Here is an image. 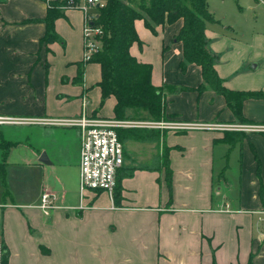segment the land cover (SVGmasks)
I'll use <instances>...</instances> for the list:
<instances>
[{
    "label": "crops",
    "instance_id": "0c3cea01",
    "mask_svg": "<svg viewBox=\"0 0 264 264\" xmlns=\"http://www.w3.org/2000/svg\"><path fill=\"white\" fill-rule=\"evenodd\" d=\"M46 13L45 0H0V115L58 121L85 110L113 119L116 100L101 101L99 64L82 60L81 11L56 18L49 41ZM181 25H159L153 33L136 20L139 41L129 51L150 64L163 119L195 127L147 128L159 132V141L124 134L130 175L121 179L118 204L102 190L80 196L77 126L0 125V141L9 144L5 152L0 145V165L14 155L15 164L40 175L37 199L0 204L6 264H19L23 254L50 264H264V131L220 127L264 125V29L205 25L222 85L261 94L244 99L237 118L222 95L198 90L199 65L181 69L182 44L174 39ZM165 148L170 188L161 165ZM44 191L56 197L47 215L38 208Z\"/></svg>",
    "mask_w": 264,
    "mask_h": 264
},
{
    "label": "trees",
    "instance_id": "16d2710c",
    "mask_svg": "<svg viewBox=\"0 0 264 264\" xmlns=\"http://www.w3.org/2000/svg\"><path fill=\"white\" fill-rule=\"evenodd\" d=\"M66 1L70 0H54L47 5L44 19L45 41L56 38L53 22L63 15ZM136 20H143L145 26L153 33L156 26L182 20V25L174 37L182 44L181 69L183 70L189 63L199 65L203 84L198 90L209 88L222 95L237 118H240V107L244 99L261 95L251 91H232L222 85L214 67L215 55L207 48L205 25L206 22L214 20L207 9V0H106L104 4L95 6L93 24L101 30L100 49L89 62L98 63L100 66L98 85L101 90V101L110 96L116 100L113 120L159 121L164 118L163 93L151 82L150 64L137 61L129 51L131 45L139 41L134 27ZM116 131L121 142L124 134L138 140L159 141L160 138L157 130L145 127H121ZM0 145L4 152L9 146L2 139ZM161 165L164 167L165 180L170 188L172 171L169 167L168 148L163 150ZM136 168L142 169L141 166L132 169ZM4 169V163H1L0 172L3 181ZM129 175L130 171H124L123 165L117 171L116 185L112 194L117 204L121 200V179ZM6 262L4 252L2 264Z\"/></svg>",
    "mask_w": 264,
    "mask_h": 264
},
{
    "label": "built area",
    "instance_id": "2783aa9c",
    "mask_svg": "<svg viewBox=\"0 0 264 264\" xmlns=\"http://www.w3.org/2000/svg\"><path fill=\"white\" fill-rule=\"evenodd\" d=\"M54 0H45L48 5ZM62 1V0H58ZM101 4L100 0L66 1L65 8L78 9L82 13V43L83 62H89L92 56L100 49L99 38L101 30L94 26V14L89 12ZM60 123L77 126L81 132L79 150V194L82 197L88 189L102 190L112 197L116 185V174L124 164L123 144L117 135V128L121 127H145L159 130H180L195 127L192 124L161 119L159 121H118L113 119L91 118L85 110L76 118L64 120L36 119L23 117H5L0 115V125H26L35 123ZM215 126V125H214ZM221 128H240L244 130L264 131V125H236L221 126ZM55 195L47 191L42 192L38 208L45 214L53 209ZM223 210V209H222ZM4 247L0 237V264H2Z\"/></svg>",
    "mask_w": 264,
    "mask_h": 264
},
{
    "label": "rangeland",
    "instance_id": "374dc122",
    "mask_svg": "<svg viewBox=\"0 0 264 264\" xmlns=\"http://www.w3.org/2000/svg\"><path fill=\"white\" fill-rule=\"evenodd\" d=\"M100 1L101 4L106 2ZM207 9L214 20L235 25L245 33L253 28L264 29V5L255 0H207ZM89 12L94 14L95 9H90ZM7 161L9 164H4V181L0 172V204L4 201L23 204L37 199L40 192L39 173L21 164H15L14 155L8 157ZM2 231L3 216L0 208V237ZM15 246L17 249H24V246L16 241ZM25 255L21 256L19 264H50L48 260L39 259L31 254Z\"/></svg>",
    "mask_w": 264,
    "mask_h": 264
},
{
    "label": "water",
    "instance_id": "95a60500",
    "mask_svg": "<svg viewBox=\"0 0 264 264\" xmlns=\"http://www.w3.org/2000/svg\"><path fill=\"white\" fill-rule=\"evenodd\" d=\"M96 6H98V5H96Z\"/></svg>",
    "mask_w": 264,
    "mask_h": 264
}]
</instances>
